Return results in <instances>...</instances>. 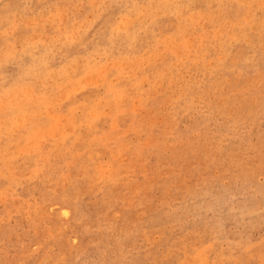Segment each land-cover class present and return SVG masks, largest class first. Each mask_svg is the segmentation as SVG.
<instances>
[{"label":"rangeland","instance_id":"1","mask_svg":"<svg viewBox=\"0 0 264 264\" xmlns=\"http://www.w3.org/2000/svg\"><path fill=\"white\" fill-rule=\"evenodd\" d=\"M0 264H264V0H0Z\"/></svg>","mask_w":264,"mask_h":264}]
</instances>
